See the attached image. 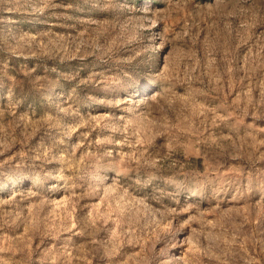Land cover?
Here are the masks:
<instances>
[{"label": "clouds", "instance_id": "9594fccd", "mask_svg": "<svg viewBox=\"0 0 264 264\" xmlns=\"http://www.w3.org/2000/svg\"><path fill=\"white\" fill-rule=\"evenodd\" d=\"M90 2L113 19L77 33L76 51L71 55L114 63L116 71L110 76L101 74V79L106 88L123 99L105 103L121 109L126 116L113 122H109V117L100 126L125 133L120 143H130L132 147L140 144L144 150H136L138 159L122 162L110 149L102 147V141L94 144V150L84 159L74 153L33 155L17 149L0 160V166L9 165L7 179L18 186L10 196L0 198V252L4 253L0 264H91V257L97 253L105 258L104 264H126L122 249L128 245H140L132 257L138 264H169L164 259L167 249L176 234L186 229H190L192 240L202 244V254L209 258L207 264H214L218 257L213 248L223 255L229 245L236 243L233 238L224 240V233L230 237L232 232L243 234L246 221L234 222L238 210H230V219L223 223L216 216L210 225L206 213L198 208L188 219H180L177 211L162 201L181 191L204 198L207 173L189 166L190 140L216 144L220 149L216 155L238 158L240 171H244L245 164L255 166L264 161V151L257 152L264 140H256L254 135L264 134V127L256 124L264 121V53L245 59L243 65L235 55L237 38L257 29L259 48L264 49V0H213L206 5L195 0H167V7L152 15L147 14V9L136 15L134 5L123 0ZM160 21H164L166 30L153 31ZM167 46L170 48L165 52ZM122 49L129 54L124 55ZM241 72L245 83L236 81L239 94L230 100L222 97L233 74L239 76ZM212 98L219 101L214 108L206 109L198 103ZM217 110L225 115L217 119L213 115ZM245 117H251V122L245 123ZM209 118L213 123L223 122L228 134L205 135L204 122ZM8 127L6 124L0 129L5 133L0 139V153L27 143L8 132ZM189 131L194 133L192 137L186 135ZM156 137H163L166 144L148 152L147 146ZM13 156L18 157L15 162ZM50 161L58 162L59 167L46 168ZM219 167L217 163L215 170L219 171ZM4 175L5 170L0 167V176ZM194 176L201 178L195 188L190 183ZM49 180L56 183L47 184ZM159 183L163 187L157 186ZM148 186L152 191L143 197L133 195ZM61 189L69 194L70 202L57 208L54 199L45 193ZM227 191L222 184L211 195ZM92 198L105 203L107 211L103 216L96 214L94 208L77 212L78 207L87 206L82 200ZM148 201L160 207L154 208ZM101 230L108 233L103 240L97 239ZM217 231L220 236L215 235ZM140 233L147 234L146 245H142L144 237ZM74 236L86 237L84 244L71 245ZM247 240L253 253L245 259L253 264L257 244L250 235ZM259 246L264 253V240ZM192 260L193 255L178 258L184 264H191Z\"/></svg>", "mask_w": 264, "mask_h": 264}, {"label": "rangeland", "instance_id": "374dc122", "mask_svg": "<svg viewBox=\"0 0 264 264\" xmlns=\"http://www.w3.org/2000/svg\"><path fill=\"white\" fill-rule=\"evenodd\" d=\"M123 2L134 5L137 10L136 15H142L145 9L148 10V15H152L167 7V0H123ZM195 2L206 5L211 4L213 0H195ZM112 19L113 17L106 11L93 7L90 0H0V129L7 124L8 132L18 139L27 140L23 147L16 144L8 152L0 153V160L17 149L33 155L74 153L78 159H84L94 150L93 145H100L102 141L104 142L102 147L110 149L122 162H127L132 157L139 158L136 150L143 151L144 146L136 144L132 147L130 143H120L125 133L113 132L110 128L100 126L109 117L111 118L109 122H113L126 116L121 109L110 107L105 103V101L123 99L122 95H114L109 88H106L105 81L101 79V74L110 76L116 71L114 63L97 62L93 56L81 58L79 54L71 55V52L76 51L74 38L77 33L102 26L105 21ZM165 30L164 21H160L153 29L159 32ZM259 31L260 29H257L255 32H249L246 37L237 38L235 55L241 65L244 64L245 59L256 57L258 52L264 53V49L259 48L257 40ZM168 48L170 46L166 47L165 52ZM121 51L123 52V49ZM123 54L129 53L123 52ZM242 76L243 72L239 76L233 74L221 96L230 100L238 95L239 87L236 81L245 83ZM217 102L219 101L216 98H212L210 101L198 103L203 108L211 109ZM213 115L219 119L225 113L217 110ZM250 122L251 117H245V123ZM93 123L96 124L95 127H92ZM256 124L264 127V121H256ZM209 133L215 137L228 134V129L224 127L223 122L213 123L209 118L204 122V134ZM193 134L192 131L186 133L189 137ZM4 135L5 133L0 131V139H3ZM254 135L256 140H264V134L254 133ZM162 143L166 144L163 137H156L152 145L147 146L148 152ZM188 151L189 166L199 172L207 173L203 184L204 198L200 195H191L188 191H181L174 198L165 197L162 201L163 205L175 209L180 219H188L198 208L206 213L210 225L216 216L219 215L223 223L230 219V210H238L234 222L246 221L243 224V234L237 235L232 232L230 237L229 233H224V240L233 238L236 243L229 245L223 255L213 248V252L218 257L214 264H249L245 259L253 253L247 240L249 235L255 238L257 244L253 264H264V253L259 246L260 241L264 240V171L261 170L264 169V161H258L255 166L245 164L244 171H240L238 158L218 157L216 155L220 151L218 146L202 139L199 142L190 140ZM261 151H264V144H260L257 148L258 153ZM17 159L16 156L12 157L13 162ZM217 163L220 165L219 171L215 170ZM0 167L5 170V175L0 176V180L3 181L0 198H7L18 190V186H13L11 180L7 179L9 165ZM45 167L57 168L59 163L50 161ZM233 169L237 170L233 171ZM200 179V177H192L191 186L197 187V181ZM55 183V180L47 181V184ZM27 184L28 181H25L24 186L26 187ZM222 184L228 188L227 194L212 196V190ZM157 186L163 187V184L159 183ZM167 190L172 191L171 187ZM151 191V186H148L145 190L133 192V195L139 199ZM45 195L49 199H54L57 208L65 207L70 202L69 194L63 189ZM237 196L238 198H234ZM81 203L87 206L83 209L78 207V213L94 208L96 214L103 216L107 211L105 203L99 198L82 200ZM148 203L154 208L160 207L153 201ZM175 222L173 219V223ZM193 227H196L195 222ZM107 235V232L101 230L97 239L103 240ZM140 235L144 237L142 245H146L147 234L140 233ZM215 235L220 236L221 233L217 231ZM85 240L86 237L74 236L70 244L81 245ZM0 245H2V236H0ZM157 247L160 245L157 244ZM202 247V244L191 239L190 229H186L176 234L164 259L169 264H184L183 261H178V258L193 255L191 264H207L209 258L203 256ZM139 248L140 245L124 246L122 259L126 264H138L132 257ZM3 255L4 253L0 252V256ZM74 260L75 257L73 262ZM104 260L105 258L97 253L91 257V264H104Z\"/></svg>", "mask_w": 264, "mask_h": 264}]
</instances>
